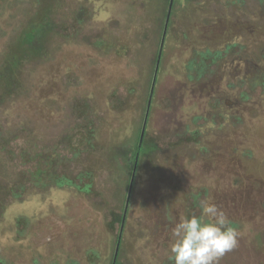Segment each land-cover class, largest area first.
I'll use <instances>...</instances> for the list:
<instances>
[{"label":"rangeland","instance_id":"obj_1","mask_svg":"<svg viewBox=\"0 0 264 264\" xmlns=\"http://www.w3.org/2000/svg\"><path fill=\"white\" fill-rule=\"evenodd\" d=\"M168 9L0 0V71L19 56L0 78V264H113ZM146 132L118 264H172V227L206 198L240 234L219 264H264V0L174 1Z\"/></svg>","mask_w":264,"mask_h":264},{"label":"clouds","instance_id":"obj_2","mask_svg":"<svg viewBox=\"0 0 264 264\" xmlns=\"http://www.w3.org/2000/svg\"><path fill=\"white\" fill-rule=\"evenodd\" d=\"M198 208V215L181 217L171 229L172 264H219L238 246L239 231L222 208L211 198L200 200Z\"/></svg>","mask_w":264,"mask_h":264},{"label":"trees","instance_id":"obj_3","mask_svg":"<svg viewBox=\"0 0 264 264\" xmlns=\"http://www.w3.org/2000/svg\"><path fill=\"white\" fill-rule=\"evenodd\" d=\"M167 4H170V0H164ZM175 1V0H174ZM172 14V13H171ZM165 16H167V13H165ZM51 27V23L49 24L48 21L45 19L40 22H34L29 29H27L20 38L21 45L25 48V50H29V52L35 53L37 55L42 54L44 47H45V40L48 35V30ZM158 57V55H157ZM157 62V58H156ZM19 67V56L17 54L9 55L6 64L3 66V68L0 71V78L5 79L6 81L13 83L15 80V73L17 68ZM142 131V130H141ZM141 131L139 132L137 136V140L135 143L134 148V162L133 165L128 166L126 165V168L129 169V174H132L135 161L137 158V155H139V158L142 154L145 153V137L142 143V146L139 147V141L141 136ZM147 135V132H145V136ZM128 150L123 149L119 151V154H127ZM139 163V160H138ZM43 171L39 170L38 175H42ZM54 183H56L58 186H66V185H75L79 190L89 192L91 190L92 183H87L81 186L80 184H76L73 180H71L67 176H60L53 178ZM119 239V238H118ZM117 239V242L119 241ZM118 264V261H117Z\"/></svg>","mask_w":264,"mask_h":264},{"label":"water","instance_id":"obj_4","mask_svg":"<svg viewBox=\"0 0 264 264\" xmlns=\"http://www.w3.org/2000/svg\"><path fill=\"white\" fill-rule=\"evenodd\" d=\"M173 3H174V0H170L169 9H168L166 22H165V27H164V32H163V37H162V41H161V46H160V50H159L158 57H157L154 79H153V83H152V87H151V91H150V96H149V100H148V104H147V110H146V114H145V119H144L142 131H141L139 147L142 146V143H143V140H144V137H145V132H146V128H147V122H148V118H149V114H150V109H151V106H152V100H153L155 85H156V81H157V75H158L159 68H160V63H161V58H162V54H163L164 43H165V40H166L167 30H168V26H169V22H170V18H171ZM138 160H139V155H137V158H136V161H135V165H134V168H133V173H132V178H131L128 198H127V202H126V206H125V210H124V214H123L121 232H120V235H119V241H118V244H117V247H116L113 264H117V259H118V256H119L122 232H123V229H124V225H125V221H126V217H127V213H128V206H129V201H130V197H131V193H132V189H133V185H134V179H135L136 171H137V167H138Z\"/></svg>","mask_w":264,"mask_h":264}]
</instances>
